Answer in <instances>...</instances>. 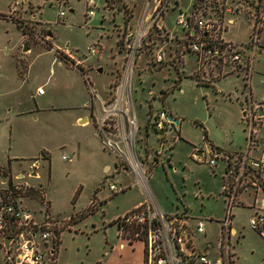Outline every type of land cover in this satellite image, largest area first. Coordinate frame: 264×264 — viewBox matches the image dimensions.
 I'll use <instances>...</instances> for the list:
<instances>
[{"label": "rangeland", "instance_id": "obj_1", "mask_svg": "<svg viewBox=\"0 0 264 264\" xmlns=\"http://www.w3.org/2000/svg\"><path fill=\"white\" fill-rule=\"evenodd\" d=\"M19 1L26 13L7 19L13 0H0V197H10L38 221L70 218L60 231L56 264H142V244L120 239L113 221L143 203L144 193L138 186L121 194L107 189L109 182L121 180L123 185L135 178L124 177L127 167L103 148L92 105L94 95L107 100L113 93L124 31L139 21L145 0H94L91 5L66 0L60 20L54 0ZM190 2L172 0L160 18L166 33L161 40L169 42L165 62L154 70L144 66L142 57L137 64L131 84L135 145L140 159L145 157L147 187L155 202L167 215L187 211L193 222L203 220L205 233L197 241L212 244L213 260L229 199L227 186L224 193L222 188V157L215 166L207 165L209 145L236 157L246 149L250 127L256 130L263 123L264 135L263 116L253 112L252 123L248 120L246 94L250 86L253 102H261L258 108L264 110V54L254 62L249 84L241 72L225 68L220 75L210 73L207 85L197 84L195 77L202 78L203 69L194 74L196 59L181 51L185 33L175 25ZM245 18L234 17L224 38L245 42L250 33ZM94 45L98 55L88 57L87 48ZM38 87L43 96L35 95ZM158 109L180 121L177 135L162 146L159 135L145 131L148 115ZM160 148L150 162L148 157ZM64 154L69 161L62 160ZM113 170L119 174L107 178L105 173ZM230 182L231 188L233 176ZM245 188L251 187L241 179L237 194ZM246 192L250 194H239L230 208L236 233L230 239V264H264V237L249 225L256 214L264 216V197L260 191Z\"/></svg>", "mask_w": 264, "mask_h": 264}, {"label": "built area", "instance_id": "obj_2", "mask_svg": "<svg viewBox=\"0 0 264 264\" xmlns=\"http://www.w3.org/2000/svg\"><path fill=\"white\" fill-rule=\"evenodd\" d=\"M88 1L90 5L94 2ZM171 1L145 0L139 21L133 27L128 25L124 31L119 47V79L113 93L107 100L97 95L93 98L96 136L103 148L127 167L125 174L135 178L128 185H121V180L109 182L107 189L120 194L125 189L138 186L145 197L143 203L115 219L113 225L120 239L142 244V264H230V239L236 235L230 208L234 206L238 185L246 173L256 174L257 180L253 181V186L264 184V135L256 143L258 132L250 127L246 149L237 159L234 186L226 196L229 199L228 209L223 222H220L217 255L213 260L209 254H202V247L197 244V236L204 234L203 221L193 222L184 215H167L158 206L147 187L148 173L142 164L145 157L140 159L136 151L138 123L131 97L132 79L141 57L148 70L157 69L165 62L169 42L161 40L166 33L160 18L165 15ZM65 2L54 0L58 9L57 20L64 17L61 5ZM243 3L246 4L244 12ZM22 5L21 1L13 0L5 18L17 17L20 11L26 13L27 8L23 10ZM88 15H93V12H88ZM241 15L247 17L245 21L250 33L243 43L230 42L224 38V33L229 25L235 23L234 17ZM30 18L33 19L32 16ZM175 25L185 33L186 39L179 42L182 43L181 51H188L196 59L197 70L194 74L203 69V76L198 80L208 83L210 73L216 71L220 75L225 68L228 72H241L249 84L253 64L264 54V0H191L187 12L179 11ZM166 38L169 41L172 39ZM98 52V45L87 48L88 57L96 56ZM246 89L249 98L251 88L247 86ZM35 95L43 96V89L38 87ZM247 102L248 120L252 123L255 118L253 112L256 113L259 108L252 109L250 99ZM175 121L166 110L158 109L148 115L146 131L151 130L159 135L162 146L165 139L178 132ZM161 150L149 156V161L153 162L154 156L160 155ZM218 157L219 154L212 151L207 164L214 166ZM62 160L69 161V155H62ZM114 174L119 172L108 171L105 176L113 177ZM6 198L0 197V264H56L58 234L70 218L62 221L46 216L38 221L10 197ZM93 207L94 204L91 205ZM249 225L252 230L263 234L264 216L256 214L249 220Z\"/></svg>", "mask_w": 264, "mask_h": 264}, {"label": "crops", "instance_id": "obj_3", "mask_svg": "<svg viewBox=\"0 0 264 264\" xmlns=\"http://www.w3.org/2000/svg\"><path fill=\"white\" fill-rule=\"evenodd\" d=\"M261 100H264V97H262L261 98ZM263 102V101H262ZM259 110H262L263 112H264V110L263 109H258V112H259ZM167 111V110H166ZM135 112V111H134ZM168 112V111H167ZM257 112V113H258ZM169 114H170V112H168ZM136 115V114H135ZM264 117V116H263ZM83 120V119H82ZM84 120H86V119H84ZM136 120H137V117H136ZM176 121H178V120H176ZM178 123H179V125H180V121H178ZM263 124V123H262ZM262 124H259L258 126H257V132H258V136H257V138H258V140L260 141V139L259 138H261L262 137V135H260V131L262 130ZM146 131V130H145ZM258 141V142H259ZM209 146H212V147H215V148H218L219 149V151L217 152L218 154H219V157L221 158L222 157V159L221 160H223L224 161V165H223V172H224V176H223V178H222V182L224 183L225 182V184L224 185H222V188H223V193H224V190L226 191V187L225 186H227V191H226V193H228L229 192V190L230 189H232V187L230 188V186H229V183H231L230 182V179H232V176L234 177V182H235V178H236V176H235V174H236V171H237V169H236V171L234 170V164H236L235 166L237 167V162H236V159H238V157L240 156V154L242 153V152H239L237 155L238 156H234V153H231V152H226V151H224V150H222V149H220L219 147H217V146H214L213 144H210ZM211 147V148H212ZM212 151H215L214 149H211ZM216 152V151H215ZM169 155L170 156H172V149H170L169 150ZM195 155H197V153L195 154ZM219 157H218V159L216 160V162L219 160ZM238 161V160H237ZM216 162H215V164H216ZM215 164H214V166H215ZM208 165V164H207ZM33 167H34V163H33V165H32ZM209 166V165H208ZM105 167H106V165H104L103 166V170L105 169ZM210 167H213V166H210ZM230 167H231V169H230ZM233 168V169H232ZM230 169V170H229ZM232 171H233V174H232ZM126 176H128L127 174H125L124 175V177H126ZM242 180H246V182H248L249 183V186L251 187V188H245V190H243L242 192H240L239 191V193L237 194V196L239 195V194H242V195H245V194H250V192H246V191H250V190H255V193H256V191H260L261 193H262V195H263V191H262V188H261V186L262 185H257V186H253V181H256L257 180V176H256V174L255 173H246L243 177H242ZM125 181V183L123 184V185H125L126 183H127V185L129 184V183H131V182H129V180H124ZM234 184V183H233ZM234 186V185H233ZM225 187V188H224ZM132 188H135V187H131V188H128V189H125L122 193H124L126 190H130V189H132ZM99 192V191H98ZM255 193H254V196H255ZM121 194V193H120ZM225 195V194H224ZM227 195V194H226ZM226 195H225V197H226ZM95 196H96V193L94 194V196H93V198L92 199H95ZM237 196H236V199H237ZM153 197V196H152ZM263 197H264V195H263ZM154 199V198H153ZM254 202V201H253ZM99 205H102V204H100L99 203ZM182 215H184V216H186V217H188L191 221H192V218L189 216V214L187 213V211H184V213L182 214ZM197 221H199V220H197ZM200 221H203V220H200ZM209 222H212V220H210ZM203 223H204V221H203ZM219 226H220V223H219ZM204 229H205V224H204ZM204 233H205V231H204ZM218 233H219V229H218V232H217V244H218ZM60 235H61V233L60 234H58V240L60 239L59 237H60ZM262 236L264 237V234H262ZM197 244L200 246V247H202V249H201V251L202 250H205L206 251V253L207 254H210V252H211V250L213 249V246H212V244H210V243H204V244H200L198 241H197ZM119 248L120 249H123V245L122 244H120L119 245ZM215 251H216V253H217V247H216V249H215ZM205 253V254H206ZM233 254H231V256H232ZM237 258V257H236ZM235 262V264H239V263H237L236 261H234Z\"/></svg>", "mask_w": 264, "mask_h": 264}, {"label": "water", "instance_id": "obj_4", "mask_svg": "<svg viewBox=\"0 0 264 264\" xmlns=\"http://www.w3.org/2000/svg\"><path fill=\"white\" fill-rule=\"evenodd\" d=\"M50 35V34H49ZM51 36V35H50ZM23 51H26V48H23ZM98 72L100 73L101 72V69H98ZM257 115L260 117V116H264V112L262 110H259V112L257 113ZM85 121L84 119L81 121V123ZM175 124H177V126H179V123L178 121H175ZM8 243V239L5 240V245H7ZM202 254H205L206 251L205 250H202L201 251Z\"/></svg>", "mask_w": 264, "mask_h": 264}, {"label": "trees", "instance_id": "obj_5", "mask_svg": "<svg viewBox=\"0 0 264 264\" xmlns=\"http://www.w3.org/2000/svg\"><path fill=\"white\" fill-rule=\"evenodd\" d=\"M195 81H196V83L197 84H199V85H207V83L205 82V81H201V80H198L196 77H195ZM212 147V146H211ZM216 152H218L219 151V149L218 148H215V147H212ZM225 188V187H224ZM261 188H262V191H263V195H264V184H262V186H261ZM226 195V194H225ZM227 196V195H226ZM92 212H93V210H92ZM259 233V232H258ZM261 236H262V234L261 233H259ZM264 234V233H263Z\"/></svg>", "mask_w": 264, "mask_h": 264}, {"label": "flooded vegetation", "instance_id": "obj_6", "mask_svg": "<svg viewBox=\"0 0 264 264\" xmlns=\"http://www.w3.org/2000/svg\"><path fill=\"white\" fill-rule=\"evenodd\" d=\"M250 99V102H251V108L254 109L255 107H258V104H260L261 102H258V104L254 103L253 100H252V96H251V92H250V95H249V98L248 100ZM261 100V99H260ZM258 110V109H257ZM258 112V111H257ZM258 116V115H257Z\"/></svg>", "mask_w": 264, "mask_h": 264}]
</instances>
